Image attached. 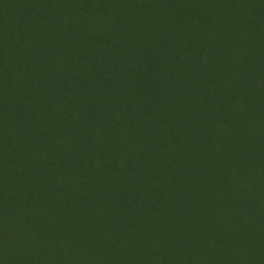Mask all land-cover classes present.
I'll use <instances>...</instances> for the list:
<instances>
[{
  "label": "trees",
  "instance_id": "trees-1",
  "mask_svg": "<svg viewBox=\"0 0 264 264\" xmlns=\"http://www.w3.org/2000/svg\"><path fill=\"white\" fill-rule=\"evenodd\" d=\"M21 1L9 2L0 13V28L6 25L11 37L10 42L0 41V173L10 175L4 183L23 180L19 189L0 192V241L10 237L7 246L21 247L25 239L27 245V238L17 239L16 227L17 222L32 220L29 210L35 200L40 212L36 226L48 225L49 205L63 214L62 220L54 219L57 232L64 224L77 228L81 221L71 204L73 193L67 191L66 196L60 188L70 170L88 179L86 196L92 201L109 189L91 218L113 220L110 216L124 207L122 193L131 197L133 182L145 176L143 171L158 176L159 190L173 187V201L177 194L185 198L183 192L193 186L177 166L173 169L168 156L180 157L185 147L196 158L204 154L208 159L191 168L205 172L193 184L197 188L187 199L189 209L197 208L204 192L214 198L220 193L221 218L222 211L232 208L230 190L241 181V202H250L264 178V56L261 62L255 60L264 29L254 20L243 22L245 13L238 1L220 11L201 0L196 8L203 11L200 22L209 31L192 34L175 16L149 15L145 22L130 13V19L112 25L104 20L105 38L94 43L73 26L75 10L65 14L60 4L46 6L47 0H29L33 6ZM28 4L42 11L45 19L37 24L32 11L22 9ZM261 7L264 13V4ZM162 25L173 33L169 44L162 41ZM85 28L94 32L93 21ZM163 53L173 59L171 66L163 65ZM100 141L114 161L103 172L92 155L85 162L83 157L91 150L86 147L99 148ZM116 143H122V150L138 152L125 158ZM196 163L190 160L188 166ZM223 227L219 219L216 231L206 230L208 241L219 240ZM111 228L109 232L120 236ZM243 235L234 241L240 242ZM52 240L35 256L49 259L58 254L67 259L63 247ZM98 240L86 228L74 243L75 252L88 256V245L96 246ZM4 244L0 261L5 248L10 249ZM33 261L24 256L18 264Z\"/></svg>",
  "mask_w": 264,
  "mask_h": 264
},
{
  "label": "rangeland",
  "instance_id": "rangeland-1",
  "mask_svg": "<svg viewBox=\"0 0 264 264\" xmlns=\"http://www.w3.org/2000/svg\"><path fill=\"white\" fill-rule=\"evenodd\" d=\"M14 1L18 3L20 0H0V13H2L4 5ZM22 1L33 6L29 0ZM208 1L213 3V6H216L220 11L232 1H238L245 13L243 22L247 24L254 20L260 28L264 29V13L261 7L264 4V0ZM54 3L60 4L64 8L65 14L75 10L78 18L73 26L77 28L78 32H83L85 37L88 35L89 43L96 41L98 38V41L105 38V28L101 29L104 20L112 25L114 22L130 19L132 17L130 13L140 15L139 17L145 22L148 21L149 15L156 14L158 16L159 14L163 16L165 14L175 16L180 20H177L178 23L183 21L181 27L184 30L192 31V34H195L197 30H201V32L211 30L200 22L203 11L198 12L196 7L201 3V0L45 1L46 6ZM30 4L25 6V8L19 6V9L22 7V9L32 11L31 15L35 16V21L38 24L45 19V15L37 7L34 6L35 8H33ZM190 11L189 19L185 18L187 12ZM91 21H93L95 31L87 33L85 27ZM6 30V25L0 28V41L2 42L11 41V37L6 33ZM161 34L163 36L162 41L167 40L169 44L173 36L170 28L162 25ZM186 45L188 46V44ZM188 48L190 47L188 46L186 49ZM259 48L260 52L255 60L261 62L260 59L262 55L264 56V36ZM150 54L151 58L155 56L154 51H150ZM162 57H164L162 59L163 65L169 64L171 66L173 59L169 58L166 53H163ZM256 64L259 65V63ZM97 145H100V147H86L91 150L83 156L84 162L87 160V156L92 155L97 163L96 168L103 172L105 168L113 166L114 161L107 155L109 147L104 146L101 141ZM114 146H120L125 158L132 155V152H138L132 148L122 150L124 149L122 143H116ZM131 149L132 151H130ZM180 152V157L171 153L168 156L171 159L173 169L175 170V166H177L178 170L184 173L180 175L189 182L188 185L193 186L183 192L189 198L186 195H184V198L177 194L178 199L173 201L171 194L173 187L166 192L159 190L157 188V183L160 182L158 176L147 174L143 171L142 175L145 176L133 182L136 188L131 193V197H126L122 193L121 202L124 203V207L121 211L110 216L114 217L113 220H110L109 217L100 218L96 216L91 218L93 217L91 213L99 205L100 196L105 197L109 189L105 187L98 192L96 201H92L87 197L89 195L86 193L88 191L86 184L88 179L85 180L79 171L70 170V177L66 179V182L60 188L64 190L63 192L66 196L68 194L67 191L73 193L71 195L73 197L71 204H73L74 211L78 214L80 213L78 221H81V223L77 224L79 227L77 226L74 230L72 226L69 227V225L64 224L63 231L57 232L58 225L55 226L56 222H54V219L57 216L62 220L63 214H60L57 206L50 208L49 205L50 216L48 225L36 226L40 218V212L35 209V200V202H31L32 207L29 210L32 213V220H25V224L17 222V227L15 226L18 232L17 239L27 238V245L24 238L21 247H16L12 244V247L16 248L7 246V244H10V237L0 241V248L2 243H5L4 246L10 248L8 250L5 248V251L1 254L4 260L0 262L18 264L24 259V256H27L29 259L34 260L33 264H264V178H262L263 183L260 180L258 181L260 189L250 197V202L245 204L241 202L243 196L241 191L242 188L244 190V181L236 183L230 190V192H233L232 196L229 195L228 198L230 200L229 206L232 208L229 211L227 209L222 211L221 218L219 216V210L222 205L220 193L218 198H214L210 192H204L202 200L196 204L197 208L189 209L187 207L189 205L187 199L194 196L192 191L197 188L193 184L204 176L205 172L202 168L191 172V168L199 166L201 163L206 164L208 159H206L204 154L196 158L189 152L188 147L183 148ZM183 159H185V163H181ZM128 160L133 159L130 158ZM190 160H192V164L193 161L198 163L188 166ZM134 162H137V160H134ZM62 164L65 165L64 162H61ZM0 175L4 177L3 179L0 178V192L2 190L3 193L10 191L12 187V189H19L17 187L21 186L20 183L23 181L19 178L14 183V178L13 182L8 179V183H4L7 180L6 177L10 175L3 172ZM120 183L123 184V181H120ZM26 185L25 183V190L28 192ZM30 195L35 197L34 193H30ZM239 203L242 206L240 211H238L240 209ZM123 205L119 204V207ZM82 207L86 208L82 209ZM45 210L46 208L40 209V211ZM219 219L224 223V229L218 232L219 240L209 242L206 230L216 231ZM111 227L117 229L118 232L120 231V236L109 232L108 230L112 229ZM86 228L92 229L93 234L95 232L96 237L99 239V243L96 246L88 245V256L81 255L80 252L76 253V249H74L76 239ZM242 234L244 235L240 242L234 241L236 235L241 236ZM51 240L57 244L56 246L63 247V252L68 257L67 259L60 258L58 254H54L49 259L42 258L40 255L35 256L36 251ZM26 249L30 252L28 253L29 255H25ZM41 258L42 260L40 261ZM69 259H71V263L68 261Z\"/></svg>",
  "mask_w": 264,
  "mask_h": 264
}]
</instances>
